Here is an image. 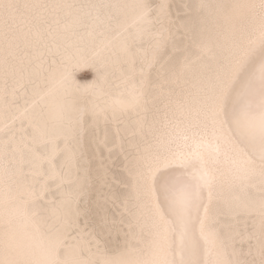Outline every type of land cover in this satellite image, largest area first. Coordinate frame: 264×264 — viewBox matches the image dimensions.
I'll return each instance as SVG.
<instances>
[{
	"label": "snow or ice",
	"instance_id": "6c2138e0",
	"mask_svg": "<svg viewBox=\"0 0 264 264\" xmlns=\"http://www.w3.org/2000/svg\"><path fill=\"white\" fill-rule=\"evenodd\" d=\"M186 7L0 0V264H264V0ZM160 97L113 239L88 138Z\"/></svg>",
	"mask_w": 264,
	"mask_h": 264
},
{
	"label": "rangeland",
	"instance_id": "374dc122",
	"mask_svg": "<svg viewBox=\"0 0 264 264\" xmlns=\"http://www.w3.org/2000/svg\"><path fill=\"white\" fill-rule=\"evenodd\" d=\"M195 2L196 0H170L172 18L178 22L186 19L190 11L186 6ZM176 39L182 44L187 43V40L179 32L176 33ZM93 74L91 70L84 69L78 73V77L85 82L91 80ZM161 101L155 102V105L159 108H162ZM20 103L22 104L23 102L20 101ZM127 121L131 123V117L122 116L119 118V122L110 120L107 125L103 121L100 122L95 127L94 133L90 135L88 145V153L94 162H99L103 165V170L99 173L101 178L94 179L95 190L91 201L94 207L98 206L99 208L97 220L101 217L106 219L113 239L116 238L118 232H121L126 227V213L123 206L124 199L128 193V188L125 187L127 181L125 156L129 145L139 142V139L143 137V134L140 135V133H133L131 137H129V133H125L127 137H123L121 135V127L129 125ZM147 125H149V121H147ZM48 198L50 199L51 196ZM225 218L227 219L228 216Z\"/></svg>",
	"mask_w": 264,
	"mask_h": 264
},
{
	"label": "bare ground",
	"instance_id": "6f19581e",
	"mask_svg": "<svg viewBox=\"0 0 264 264\" xmlns=\"http://www.w3.org/2000/svg\"><path fill=\"white\" fill-rule=\"evenodd\" d=\"M168 2H170V0H168ZM196 2H198V0H196ZM84 69L91 70L94 73L91 80L83 82L78 77V73L80 71L84 70ZM75 76H76V79L79 81V83H81L82 85L83 84H87V83H89L90 81H92L96 77V70L94 68H91V67H88V66H83V67H81L80 69L77 70V72L75 73ZM118 77H119V74L117 73L112 78L113 91H118V89L115 87V85L119 82ZM160 98L163 99V97H160ZM161 99H158L157 101H161ZM163 103H164V99H163V101H161V107H163ZM155 108H157V105H153V104L150 103L148 105L149 113L141 114V117H143L144 121H145L144 124H143V127H141V125H139L137 123V120L141 119V117H137L135 115L129 116V117H131V123H129V121H127V123H129V125H125V127H121V135H123V137H127V135H125V133H129V137H131V135H133V133H140V135L143 134V137L145 135H147L148 131H149V125L151 124L152 119H153V112H154ZM147 121H149V125H147ZM113 122H116V121H113ZM19 126L20 125L18 123L17 127H19ZM143 137H141V139ZM141 139H139V141ZM89 141H90V136L88 138V145H89ZM88 152H89V147H88ZM88 157L92 161L93 176L97 175V170H99V173H101L102 170H103L102 169L103 165H101V163H99V162H94V160L92 159V157L90 156L89 153H88ZM94 190H95V185H94V180H93V185H92V188H91V190L89 192V199L90 200H92L91 198H92ZM227 216H228V218L226 219L225 217H227ZM115 223H117V221H115ZM234 223H235V221L232 219L230 214H228L227 212L223 213L221 215V217H220V220H219V226L222 227V228H225V229H227L229 227V225H232Z\"/></svg>",
	"mask_w": 264,
	"mask_h": 264
}]
</instances>
